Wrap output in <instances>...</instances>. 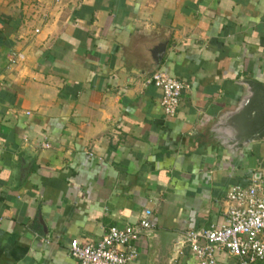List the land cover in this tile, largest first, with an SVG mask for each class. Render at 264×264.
I'll use <instances>...</instances> for the list:
<instances>
[{
	"label": "crops",
	"instance_id": "1",
	"mask_svg": "<svg viewBox=\"0 0 264 264\" xmlns=\"http://www.w3.org/2000/svg\"><path fill=\"white\" fill-rule=\"evenodd\" d=\"M157 69L185 84L172 117ZM244 78L264 84V0H0V264H78L71 240L146 215L224 223L233 186L264 191V142L234 157L211 134ZM135 243L129 264H198L147 230Z\"/></svg>",
	"mask_w": 264,
	"mask_h": 264
},
{
	"label": "built area",
	"instance_id": "2",
	"mask_svg": "<svg viewBox=\"0 0 264 264\" xmlns=\"http://www.w3.org/2000/svg\"><path fill=\"white\" fill-rule=\"evenodd\" d=\"M22 57L13 53L11 61ZM160 90V105L167 117L175 115L185 84L166 71L157 69L145 80ZM43 147H50L48 142ZM148 215L133 224L112 225L95 243L69 242L68 253L78 264H129L138 256L135 240L151 228ZM222 224L188 228L178 252L187 247L198 264H218L217 255L224 254L227 264H254L264 261V191L256 184L233 186L227 194Z\"/></svg>",
	"mask_w": 264,
	"mask_h": 264
},
{
	"label": "water",
	"instance_id": "3",
	"mask_svg": "<svg viewBox=\"0 0 264 264\" xmlns=\"http://www.w3.org/2000/svg\"><path fill=\"white\" fill-rule=\"evenodd\" d=\"M164 49L165 44H162L154 52L157 65ZM238 83L243 87V93L234 106L221 112L211 127L212 138L234 157L243 146L264 142V84L251 78L241 79ZM147 234L158 243L159 255L170 261L176 257L185 238L182 232L161 229H149Z\"/></svg>",
	"mask_w": 264,
	"mask_h": 264
}]
</instances>
